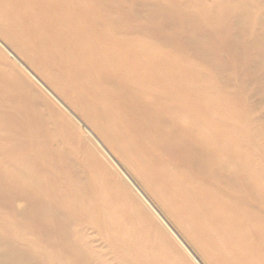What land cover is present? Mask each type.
Segmentation results:
<instances>
[{"label":"bare ground","instance_id":"bare-ground-1","mask_svg":"<svg viewBox=\"0 0 264 264\" xmlns=\"http://www.w3.org/2000/svg\"><path fill=\"white\" fill-rule=\"evenodd\" d=\"M49 1L50 60L11 0L0 34L210 261L264 264V0ZM92 134L0 47V264H197Z\"/></svg>","mask_w":264,"mask_h":264},{"label":"rangeland","instance_id":"rangeland-1","mask_svg":"<svg viewBox=\"0 0 264 264\" xmlns=\"http://www.w3.org/2000/svg\"><path fill=\"white\" fill-rule=\"evenodd\" d=\"M13 1V10H5L3 12V20L5 22H13L18 25L20 29V34L22 33L26 39L28 44L33 48L34 55L37 50L44 53V57L46 60H50L53 55L54 45L52 44V40L54 38L53 28L50 26L51 24L55 25H63L64 17L56 12L53 14L48 13L47 17L42 14L40 5L42 4V0H11ZM44 1V0H43ZM1 8V7H0ZM51 8V9H50ZM47 9L50 11L55 10V3L47 0ZM49 12V11H48ZM51 16V18H48ZM63 18V19H62ZM19 33V32H18ZM45 37L47 39L45 43H43L40 39ZM65 41L73 42L77 39L72 36L69 31L63 35ZM78 42V41H77ZM33 43V44H32ZM56 44L59 45L58 41ZM78 46L82 48L83 43L78 42ZM0 47L14 60L19 63L30 75V77L39 83L41 87L63 108H65L69 113H71L75 119L79 122V124L84 127V129L90 132L95 139L105 148L107 153L111 156L116 165L120 168V170L125 174L129 182L136 188L139 194L148 202L151 208L159 215V217L163 220L166 226L170 229V231L174 234L176 239L180 242V244L187 250L190 256L197 264H216V262L210 261L206 255L201 251V249L193 244L183 235L178 227H176L169 219L162 214L163 212L158 208L155 201L149 196L147 191L143 188V186L135 180L132 174L124 168V166L118 161L117 157L112 154L109 149L102 143V141L96 136V134L91 129L90 125L80 116V114L69 104L65 96L61 95L58 91H56L46 80L41 77L36 68L30 64L23 56H21L15 48L10 44V42L4 38L2 34H0ZM47 50V51H46ZM51 54V55H49ZM37 56V55H36ZM35 56V57H36ZM88 57V55L86 54ZM90 58V57H88ZM36 62L40 63L39 58L36 57ZM80 66H84L85 61L77 62ZM77 64V65H78ZM76 65V66H77ZM32 66V67H31ZM79 66V67H80ZM60 68V66H58ZM97 68V67H95ZM97 72L99 73L98 69ZM67 103V104H66ZM85 122V123H84ZM157 206V207H156Z\"/></svg>","mask_w":264,"mask_h":264}]
</instances>
